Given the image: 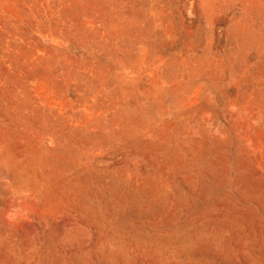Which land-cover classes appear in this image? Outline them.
<instances>
[{
    "label": "rangeland",
    "instance_id": "obj_1",
    "mask_svg": "<svg viewBox=\"0 0 264 264\" xmlns=\"http://www.w3.org/2000/svg\"><path fill=\"white\" fill-rule=\"evenodd\" d=\"M0 264H264V0H0Z\"/></svg>",
    "mask_w": 264,
    "mask_h": 264
}]
</instances>
